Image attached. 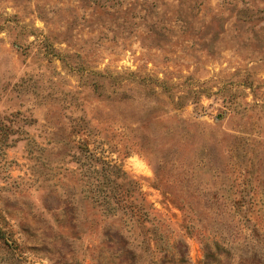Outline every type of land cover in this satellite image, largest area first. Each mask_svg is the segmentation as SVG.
<instances>
[{"label":"rangeland","instance_id":"1","mask_svg":"<svg viewBox=\"0 0 264 264\" xmlns=\"http://www.w3.org/2000/svg\"><path fill=\"white\" fill-rule=\"evenodd\" d=\"M0 264H264V0H0Z\"/></svg>","mask_w":264,"mask_h":264},{"label":"trees","instance_id":"2","mask_svg":"<svg viewBox=\"0 0 264 264\" xmlns=\"http://www.w3.org/2000/svg\"><path fill=\"white\" fill-rule=\"evenodd\" d=\"M1 237V236H0Z\"/></svg>","mask_w":264,"mask_h":264}]
</instances>
